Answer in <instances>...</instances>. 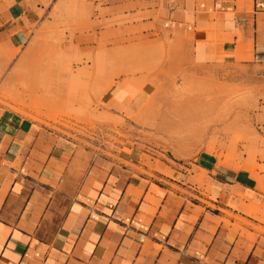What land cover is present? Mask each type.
Listing matches in <instances>:
<instances>
[{
	"label": "rangeland",
	"instance_id": "obj_1",
	"mask_svg": "<svg viewBox=\"0 0 264 264\" xmlns=\"http://www.w3.org/2000/svg\"><path fill=\"white\" fill-rule=\"evenodd\" d=\"M197 2H46L44 22L0 72V105L73 138L90 165L99 154L151 177L180 164L196 184L207 174L199 166H227L264 190V58L239 33L216 53L227 41L214 32L220 12ZM201 13L209 22L194 25ZM195 41L213 48L210 68L195 62Z\"/></svg>",
	"mask_w": 264,
	"mask_h": 264
},
{
	"label": "crops",
	"instance_id": "obj_2",
	"mask_svg": "<svg viewBox=\"0 0 264 264\" xmlns=\"http://www.w3.org/2000/svg\"><path fill=\"white\" fill-rule=\"evenodd\" d=\"M210 1L199 6L220 12L214 32L227 40L214 51L234 48L228 39L239 33L264 58V23L249 14L264 0ZM215 1L223 11L212 9ZM50 3L0 0V72L21 56ZM165 3L172 11L198 2ZM194 18L209 22L208 14ZM193 48L195 62L210 68L213 48L204 41ZM83 152L90 150L68 135L0 105V264H264V233L254 228H264L256 219L264 190L249 174L199 166L207 174L196 184L180 164L169 166L172 176L150 177L99 154L90 165ZM250 206L257 212L248 214ZM132 217L143 227L124 225Z\"/></svg>",
	"mask_w": 264,
	"mask_h": 264
},
{
	"label": "built area",
	"instance_id": "obj_3",
	"mask_svg": "<svg viewBox=\"0 0 264 264\" xmlns=\"http://www.w3.org/2000/svg\"><path fill=\"white\" fill-rule=\"evenodd\" d=\"M172 0H170L171 2ZM201 7H204L203 5H200ZM212 9L213 10H224V7H222L221 3L220 2H213L212 4ZM253 17L254 19H258L260 18L261 20L264 21V5H263V2H256L255 5H254V10H253ZM124 225H129L130 227L134 228V229H137L139 230L140 228L143 227V225L141 224V220L139 218H135V217H132V218H127L124 222ZM141 232V231H140ZM142 234L140 235V241H142L145 237V232H141Z\"/></svg>",
	"mask_w": 264,
	"mask_h": 264
}]
</instances>
